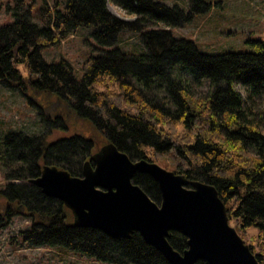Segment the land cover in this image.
I'll list each match as a JSON object with an SVG mask.
<instances>
[{
    "label": "trees",
    "instance_id": "16d2710c",
    "mask_svg": "<svg viewBox=\"0 0 264 264\" xmlns=\"http://www.w3.org/2000/svg\"><path fill=\"white\" fill-rule=\"evenodd\" d=\"M34 1L13 0L14 20L0 25V83L13 82L22 92L25 80L17 64L23 63L27 82L70 100L104 142L112 141L131 160H162L175 173L213 185L238 234L257 228V251L249 247L264 264V39L252 41L248 51L207 53L169 28H153L184 25L208 5L204 0H189L187 11L156 0H60L62 8L56 0L38 10L41 25L31 20ZM108 2L134 20L111 13ZM79 27H91L93 38L106 48L87 57L76 78L71 63L47 62L41 50ZM123 30L138 33L145 50L123 52L117 46ZM201 85L208 87L205 96L193 91ZM94 146L92 137L80 134L46 142V132L7 133L0 148L8 180L0 190L5 202L0 230L12 216L25 213L31 224L21 234L33 246L62 245L112 264H170L137 232L112 238L75 226L60 200L29 182L43 164L81 176ZM132 181L160 201L151 176L135 173ZM168 240L179 252L187 248L180 231H171Z\"/></svg>",
    "mask_w": 264,
    "mask_h": 264
},
{
    "label": "water",
    "instance_id": "95a60500",
    "mask_svg": "<svg viewBox=\"0 0 264 264\" xmlns=\"http://www.w3.org/2000/svg\"><path fill=\"white\" fill-rule=\"evenodd\" d=\"M135 173H146L157 183L159 203L133 183ZM29 182L45 196L60 200L71 211L75 226L98 229L112 238L137 232L170 264H259L229 224L226 206L213 185L145 158L131 160L112 141L84 161L81 176L43 164ZM171 231L187 238L183 252L170 244Z\"/></svg>",
    "mask_w": 264,
    "mask_h": 264
},
{
    "label": "rangeland",
    "instance_id": "374dc122",
    "mask_svg": "<svg viewBox=\"0 0 264 264\" xmlns=\"http://www.w3.org/2000/svg\"><path fill=\"white\" fill-rule=\"evenodd\" d=\"M57 1L59 8H62L61 1ZM156 1L166 5H178L186 11L190 9L189 0ZM204 1L208 5L202 10L194 11L192 19L184 25L177 27L158 25L153 28H169L175 37L189 39L197 45L199 50L207 53L248 51L253 49L252 41L264 39V0ZM55 2L56 0H35L31 8V20L41 25L38 10L44 3L52 7ZM13 5V0L2 2L0 25L14 20V10L9 9ZM107 7L111 13L122 20H134L133 15L126 14L119 6L111 2H108ZM91 31V27L77 28L60 42L44 47L41 50L42 57L47 62L67 60L73 66L76 78H80L82 62L89 56L99 55L102 48H106L96 42ZM117 46L125 53L145 50L140 35L128 30L120 33ZM17 68L25 80L22 92L19 91L18 86L13 85V82L11 85L0 83V148L5 135L11 131L28 134L46 132V142L74 134L92 137L95 145L94 152L106 143L90 121L76 112L70 100L55 92L37 89L26 81L28 73L24 64L18 63ZM193 91L197 96H205L208 87L207 85L195 86ZM260 104L264 106V102ZM55 118L58 120L56 121ZM58 123H63V126L57 127ZM151 161L170 170L162 160ZM7 182L0 165V190ZM4 205L5 202L0 197V210ZM30 224L28 215L16 214L0 230V264H112L97 261L62 245L33 246L25 241L21 234L30 227ZM229 224L234 227L232 221H229ZM244 232L239 236L247 245H253L252 250L257 251L259 234L257 228L247 227Z\"/></svg>",
    "mask_w": 264,
    "mask_h": 264
}]
</instances>
